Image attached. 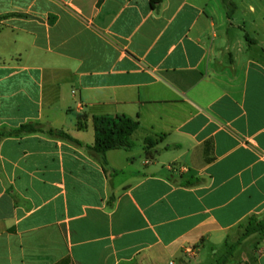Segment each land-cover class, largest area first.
<instances>
[{"label":"crops","instance_id":"0c3cea01","mask_svg":"<svg viewBox=\"0 0 264 264\" xmlns=\"http://www.w3.org/2000/svg\"><path fill=\"white\" fill-rule=\"evenodd\" d=\"M228 1L0 0V133L83 144L0 139V264H217L264 216V0ZM121 116L105 170L87 146Z\"/></svg>","mask_w":264,"mask_h":264},{"label":"trees","instance_id":"16d2710c","mask_svg":"<svg viewBox=\"0 0 264 264\" xmlns=\"http://www.w3.org/2000/svg\"><path fill=\"white\" fill-rule=\"evenodd\" d=\"M162 0H151V8L156 9ZM229 9L228 16L234 11L233 5L228 0H222ZM246 41L249 45L255 44V42L246 35ZM96 125V143L93 146H87V149L101 157V163L103 168L107 170L108 161L107 154L111 151L125 150L131 151L136 147L132 136L137 130L139 123L135 122L125 116L121 117H101L95 119ZM36 133H47L51 137L61 139L70 143H73L79 147H83V144L76 140L72 135L63 130H45L40 124H28L22 126L19 130L0 133V139L5 136H22L31 135ZM156 142L152 139L146 140V151L150 158V151L155 147ZM113 174H118L113 172ZM241 230L238 242L229 250L228 255L221 259L217 264H226L228 259L234 255L236 248L240 246L249 237L259 234L264 237V216L259 218L252 216L248 219L247 223L239 228ZM59 264H72L70 260H64Z\"/></svg>","mask_w":264,"mask_h":264}]
</instances>
